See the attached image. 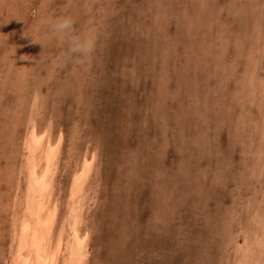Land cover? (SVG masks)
<instances>
[{
  "label": "rangeland",
  "instance_id": "obj_1",
  "mask_svg": "<svg viewBox=\"0 0 264 264\" xmlns=\"http://www.w3.org/2000/svg\"><path fill=\"white\" fill-rule=\"evenodd\" d=\"M62 13L87 56L52 34ZM32 123L61 139L45 204L60 264L73 205L84 264H264V0H0V264L27 214Z\"/></svg>",
  "mask_w": 264,
  "mask_h": 264
},
{
  "label": "bare ground",
  "instance_id": "obj_2",
  "mask_svg": "<svg viewBox=\"0 0 264 264\" xmlns=\"http://www.w3.org/2000/svg\"><path fill=\"white\" fill-rule=\"evenodd\" d=\"M46 139L45 134L40 135L38 133L34 123L29 126L25 136V148L27 151L25 158L27 168V214H25V217L23 216L21 229L19 230V249L14 264H60L61 261L63 237L59 238L58 245L53 252L45 248L51 240L57 220V210L53 208V210L46 212L47 207L45 204L52 186L51 172L56 166L55 162L60 152L61 139L55 143H52L50 138L48 141ZM41 148H44L42 154L39 153ZM41 163H43L42 169L40 167ZM92 164L90 159H86L82 164L81 170L74 175L71 184V195L73 198L81 199L85 181L92 169ZM73 206L71 215L74 224L71 225L72 231L71 233L69 232L70 238L66 246L68 254L62 264H84L86 257L88 235L82 236L80 234L76 225L79 222L80 214L75 205Z\"/></svg>",
  "mask_w": 264,
  "mask_h": 264
},
{
  "label": "clouds",
  "instance_id": "obj_3",
  "mask_svg": "<svg viewBox=\"0 0 264 264\" xmlns=\"http://www.w3.org/2000/svg\"><path fill=\"white\" fill-rule=\"evenodd\" d=\"M53 35L67 44V55L87 56L94 47V39L86 33H77L75 20L71 14L49 17L46 21ZM40 41V40H36Z\"/></svg>",
  "mask_w": 264,
  "mask_h": 264
}]
</instances>
